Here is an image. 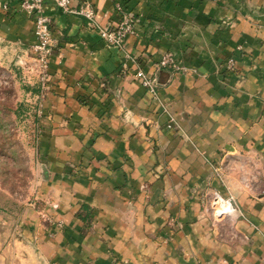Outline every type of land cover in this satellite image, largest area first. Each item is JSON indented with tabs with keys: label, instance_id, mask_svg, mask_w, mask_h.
<instances>
[{
	"label": "crops",
	"instance_id": "crops-1",
	"mask_svg": "<svg viewBox=\"0 0 264 264\" xmlns=\"http://www.w3.org/2000/svg\"><path fill=\"white\" fill-rule=\"evenodd\" d=\"M88 1L101 25L116 21L119 0ZM120 2L138 19L120 47L43 3L49 89L40 101L30 91L41 179L22 209L20 261L0 264H264V0ZM32 39L16 0H0V45L23 57ZM165 53L177 70L156 62ZM212 191L237 210L213 219Z\"/></svg>",
	"mask_w": 264,
	"mask_h": 264
},
{
	"label": "rangeland",
	"instance_id": "rangeland-1",
	"mask_svg": "<svg viewBox=\"0 0 264 264\" xmlns=\"http://www.w3.org/2000/svg\"><path fill=\"white\" fill-rule=\"evenodd\" d=\"M26 60L28 53L16 57L0 45V259L6 255L12 263L20 261L15 255L22 249L17 243L23 238L22 209L41 179L35 101L30 97L35 84L26 81L22 65ZM221 166L222 171L228 169L226 162ZM247 181L258 182L252 175ZM23 261L32 264L29 258Z\"/></svg>",
	"mask_w": 264,
	"mask_h": 264
},
{
	"label": "built area",
	"instance_id": "built-area-1",
	"mask_svg": "<svg viewBox=\"0 0 264 264\" xmlns=\"http://www.w3.org/2000/svg\"><path fill=\"white\" fill-rule=\"evenodd\" d=\"M46 0H16L17 9L23 12L32 23L33 39L28 46V60L22 65L26 75V81L32 80L37 85V101L41 100L49 89L48 60L54 41L50 33L48 17L43 13L42 6ZM52 5L64 12L81 16L86 24L94 29L99 38L112 47H120L126 34L137 32V18H133L122 2L115 1L113 10L117 15L114 23L101 25L95 18V8L88 0H81L79 4H73L71 0H48ZM1 7L6 8V4ZM161 66L178 69L175 58L165 53L156 61ZM233 65L232 58L225 60V67L229 69ZM121 72H126V67H121ZM131 76L148 92L156 96V82L141 67L133 68ZM172 121V118H169ZM212 171L217 180H222L220 162L212 166ZM264 194V188H263ZM209 213L213 219L224 218L237 210L234 197L230 194L222 195L218 191H212L207 198Z\"/></svg>",
	"mask_w": 264,
	"mask_h": 264
},
{
	"label": "trees",
	"instance_id": "trees-1",
	"mask_svg": "<svg viewBox=\"0 0 264 264\" xmlns=\"http://www.w3.org/2000/svg\"><path fill=\"white\" fill-rule=\"evenodd\" d=\"M119 2H120V0H119ZM76 215L79 219H81L83 224H85V226H86V224L88 223V219H89L87 208L85 206H83L81 208V210L79 212H77Z\"/></svg>",
	"mask_w": 264,
	"mask_h": 264
}]
</instances>
